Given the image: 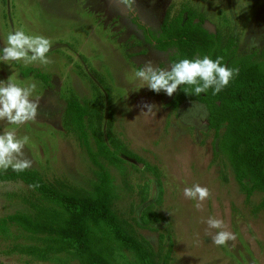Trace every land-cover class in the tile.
<instances>
[{
    "label": "rangeland",
    "instance_id": "374dc122",
    "mask_svg": "<svg viewBox=\"0 0 264 264\" xmlns=\"http://www.w3.org/2000/svg\"><path fill=\"white\" fill-rule=\"evenodd\" d=\"M182 3L203 13L211 32L232 37L240 55L264 49V0H135L131 12L120 0H0V49L9 33L21 29L52 44L48 65L0 62V81L11 77L21 86L36 82L31 99L39 104L35 121L22 126L0 121V134L15 129L18 137H29L24 147L25 158L32 161L28 170L39 171L47 181L88 189L97 167L64 118L67 101L75 96L91 111L87 125L98 130L100 116L101 132L110 130L141 160L122 155L116 165L103 161L118 187L119 214L157 250L163 224L150 228L139 220V191L150 183L149 204L167 217L171 228L170 264H264L263 195L247 196L228 160L216 155L218 140L209 128L206 106L185 101L175 111L167 105L173 95L156 94L133 75L148 61L170 68V53L150 44L139 26L159 32L166 13H177ZM145 103L154 105L147 115L142 112L147 111ZM87 131L96 149L93 129ZM147 162L161 172L164 194L159 202L157 178ZM197 183L212 193L202 210L183 194L185 187ZM30 191L21 180L0 182V219L28 211L23 197ZM209 217L222 219L236 240L215 245L206 230L211 235L219 230L208 229ZM9 228L10 235L0 233V264H78L64 253L50 261L17 252L8 255L6 250L15 244L36 243L29 233Z\"/></svg>",
    "mask_w": 264,
    "mask_h": 264
},
{
    "label": "trees",
    "instance_id": "16d2710c",
    "mask_svg": "<svg viewBox=\"0 0 264 264\" xmlns=\"http://www.w3.org/2000/svg\"><path fill=\"white\" fill-rule=\"evenodd\" d=\"M204 21L203 13L182 3L177 13L171 10L166 13L159 32L154 33L144 25L139 27L150 44L170 53L171 65L180 59L207 55L213 60L223 57V64L239 69L238 75L220 93L213 95V89L209 88L195 95L193 86L181 85L167 105L175 111L185 101H197L206 106L209 128L215 130L218 140L216 155L228 160L247 196L255 192L263 195L261 206H264V49L240 55L232 37L225 39L219 32H211ZM90 115L89 108L75 96L67 101L66 126L75 132L97 167V178L88 189L74 188L62 181H47L37 170L0 171V182L21 180L28 186L37 182L40 185L30 188V193L23 197L28 211L0 219V233L4 237L10 235L9 226H15L29 233L36 243L15 244L6 252L28 255L38 261H50L64 253L78 264H170L171 228L167 217L149 204L150 183L139 191L143 207L139 220L144 227L163 224L157 250L119 214L116 209L118 187L103 161L116 165L122 155L138 163L141 160L134 159L131 156L134 152L110 130L106 134L101 132L100 116L98 130L87 125ZM110 125L109 120L108 128ZM87 127L93 129L96 149L89 144ZM144 165L157 178L159 202L164 194L161 172L148 162ZM134 167L140 170L138 164Z\"/></svg>",
    "mask_w": 264,
    "mask_h": 264
},
{
    "label": "clouds",
    "instance_id": "9594fccd",
    "mask_svg": "<svg viewBox=\"0 0 264 264\" xmlns=\"http://www.w3.org/2000/svg\"><path fill=\"white\" fill-rule=\"evenodd\" d=\"M129 12L134 11L135 0H120ZM52 44L49 38L41 35H28L22 29L8 34L7 45L0 49V62L22 61L25 65L39 61L42 65H48L52 61L48 58V52ZM223 57L215 60L205 55L203 58L180 59L168 69H162L153 65L151 61L142 68L134 71V78L144 82L151 91L165 92L172 96L181 85L194 87V94L199 95L213 89V95L220 93L230 81L238 75V68H229L222 63ZM37 88L36 82H30L21 86L13 82L9 77L7 81H0V121L22 126L30 121H35L38 115V99H31ZM187 94V93H186ZM154 105L143 104L142 111L145 115L152 112ZM29 143V137L22 138L16 135L15 129L4 131L0 134V170L7 171L11 168L14 172H23L32 167V161L25 158L24 147ZM40 187L39 183L29 185V188ZM186 199L196 201L194 207L202 210L204 201L211 198L212 193L208 187L194 184L183 190ZM208 229H218L215 235L210 232L212 241L217 246H225L228 241H235L236 234L225 230L227 225L222 219L209 217L206 221Z\"/></svg>",
    "mask_w": 264,
    "mask_h": 264
}]
</instances>
